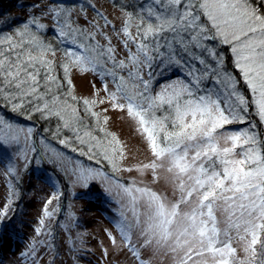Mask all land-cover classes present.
Returning a JSON list of instances; mask_svg holds the SVG:
<instances>
[{
  "label": "snow or ice",
  "instance_id": "6c2138e0",
  "mask_svg": "<svg viewBox=\"0 0 264 264\" xmlns=\"http://www.w3.org/2000/svg\"><path fill=\"white\" fill-rule=\"evenodd\" d=\"M106 3L33 0L19 22L0 13V244L21 174L49 164L20 264H57L61 231L80 264L89 253L70 200L96 185L116 206L101 264H152L161 249L174 264H264V0ZM88 76L80 96L75 80ZM109 112L135 123L147 162L125 163ZM162 179L171 198L152 186Z\"/></svg>",
  "mask_w": 264,
  "mask_h": 264
},
{
  "label": "rangeland",
  "instance_id": "374dc122",
  "mask_svg": "<svg viewBox=\"0 0 264 264\" xmlns=\"http://www.w3.org/2000/svg\"><path fill=\"white\" fill-rule=\"evenodd\" d=\"M33 0H0V13L11 17L14 21L19 22L26 19V11L22 5L32 3ZM100 4L107 7L106 0H99ZM111 11V9H110ZM115 42V41H114ZM91 76L77 78L75 85L77 94L80 96L89 97L91 95ZM97 86H99L97 84ZM107 107V105H105ZM100 109L97 108L96 111ZM110 119L105 125L107 131L116 135L122 143L127 154L126 164L136 165L139 162H147L150 158V153L146 149L145 139L138 133L135 123L120 112H109L107 114ZM74 156V154H73ZM2 171V168H0ZM54 171L51 165L44 164L40 170H36V166H30L27 172L21 174L20 190L22 199L19 201L20 208L11 222H7L8 227L4 229L6 233L4 241L0 244V261L3 264H20L19 254L25 250L28 242L34 236L33 228L36 226V221L40 216V210L43 206V199L52 191L42 179L45 172L51 174ZM59 175V173H56ZM122 179L128 180L136 178L143 180L144 183H150V174L140 176L136 172L118 173ZM166 173H161L162 178ZM158 191H166L169 197H172L170 187H166L163 179L160 184H152ZM77 193L84 192V189H76ZM8 194V189L5 187V177L0 175V199ZM73 211L79 220V229L73 230V237L76 231H81L84 234L85 244L88 255L80 260V264H101L100 241L107 246V239L104 230L108 229L115 235V230L110 220L115 219L114 204L106 201L102 194L99 185H96L92 193L83 198H73L70 200ZM61 259L57 264H73L68 248L65 243L64 233L61 231L58 236ZM111 251V249H109ZM146 255H151L149 250ZM123 264V257L119 258ZM116 258L113 257L112 264H115ZM107 264V262H105ZM152 264H174L171 255L165 254V250L161 249L152 259Z\"/></svg>",
  "mask_w": 264,
  "mask_h": 264
},
{
  "label": "trees",
  "instance_id": "16d2710c",
  "mask_svg": "<svg viewBox=\"0 0 264 264\" xmlns=\"http://www.w3.org/2000/svg\"><path fill=\"white\" fill-rule=\"evenodd\" d=\"M18 119V118H17ZM22 123H31V122H24V121H21Z\"/></svg>",
  "mask_w": 264,
  "mask_h": 264
}]
</instances>
